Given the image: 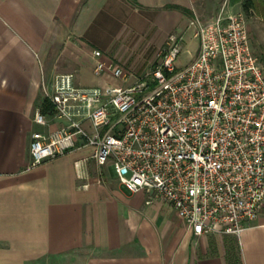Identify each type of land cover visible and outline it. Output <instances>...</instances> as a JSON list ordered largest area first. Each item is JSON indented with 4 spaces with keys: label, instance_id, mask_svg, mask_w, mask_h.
Wrapping results in <instances>:
<instances>
[{
    "label": "crops",
    "instance_id": "0c3cea01",
    "mask_svg": "<svg viewBox=\"0 0 264 264\" xmlns=\"http://www.w3.org/2000/svg\"><path fill=\"white\" fill-rule=\"evenodd\" d=\"M194 2L0 0V264H264V209L238 236L196 237L171 206L117 184L90 147L30 166L31 133L61 124L48 110L33 122L54 76L131 83L95 75L92 51L139 75Z\"/></svg>",
    "mask_w": 264,
    "mask_h": 264
},
{
    "label": "built area",
    "instance_id": "2783aa9c",
    "mask_svg": "<svg viewBox=\"0 0 264 264\" xmlns=\"http://www.w3.org/2000/svg\"><path fill=\"white\" fill-rule=\"evenodd\" d=\"M187 28L197 51L184 66L183 35L171 33L139 75L92 51L95 75L129 84L56 74L44 93L61 124L31 133L30 166L90 147L98 167L171 206L194 236H238L264 209V70L242 12L194 16ZM33 122L45 126V114Z\"/></svg>",
    "mask_w": 264,
    "mask_h": 264
},
{
    "label": "rangeland",
    "instance_id": "374dc122",
    "mask_svg": "<svg viewBox=\"0 0 264 264\" xmlns=\"http://www.w3.org/2000/svg\"><path fill=\"white\" fill-rule=\"evenodd\" d=\"M241 2V0H195L191 7V16L187 17L186 27L182 30L177 28L171 32L183 35V52L180 54L182 61L187 57L186 51L192 52L196 47V40L191 38V33L187 28L188 21L194 16L201 20H209L216 16L220 10H224L242 12L245 15L251 47L262 70H264V17H262L264 12L260 9L264 0H254L256 9L250 10L248 13H244ZM114 181L119 184L116 179Z\"/></svg>",
    "mask_w": 264,
    "mask_h": 264
},
{
    "label": "trees",
    "instance_id": "16d2710c",
    "mask_svg": "<svg viewBox=\"0 0 264 264\" xmlns=\"http://www.w3.org/2000/svg\"><path fill=\"white\" fill-rule=\"evenodd\" d=\"M242 2V9L244 13H248L250 10L256 9L254 0H241ZM261 11L264 12V3L261 5ZM189 13V12H188ZM262 17H264V13H262ZM52 111V108L48 102V100L45 98L43 100V107L41 108V112L44 114L46 111Z\"/></svg>",
    "mask_w": 264,
    "mask_h": 264
}]
</instances>
